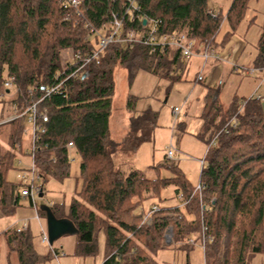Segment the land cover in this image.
Returning <instances> with one entry per match:
<instances>
[{
  "label": "trees",
  "instance_id": "trees-1",
  "mask_svg": "<svg viewBox=\"0 0 264 264\" xmlns=\"http://www.w3.org/2000/svg\"><path fill=\"white\" fill-rule=\"evenodd\" d=\"M135 1L145 17L160 21L159 33H185L194 40V51L201 53L207 47L228 44L248 16L251 0H232L226 12L219 5L211 10L214 0ZM126 3L129 1L82 0L78 13L74 7H65L62 0H0V89L5 88L6 94L17 89L12 103L18 101L20 106L28 100L29 90L39 98L62 71L60 51L94 49L86 23L101 30L114 12H124ZM225 21L229 30L218 43ZM125 29L140 32L144 25L140 19L126 17ZM257 49L253 65L264 70V22ZM118 66L128 70L131 81L140 70L175 82L184 80L185 59L179 50L166 47L151 52L141 43H111L100 58L86 66V77L66 81L41 104L51 107L36 153L43 178L41 193L49 178L64 180L70 175L72 154L80 160L68 209L49 206L57 218L69 219L77 229L75 255L97 256L103 234V264H169L158 260L159 251L171 247L185 250L188 256L205 234L211 237L205 239L206 264H249L254 254L264 252V96H235L224 104L220 84L211 87L203 79L194 80L206 88L200 132L196 134L207 144V165L199 180L205 186L199 192L175 162L164 164L169 176L154 179L138 170L125 173L116 167L114 158L135 154L153 134L158 119V113L150 108L137 113L129 101L128 131L120 140L112 137L110 117ZM8 80L11 87L5 86ZM3 125L8 127L0 128V210L11 214L18 204L19 182L9 180L7 174L16 165L13 143L23 140L27 122L15 119L0 123ZM169 186L176 187L178 198L183 195L181 205L155 203L159 209L151 213V225L147 224L145 213L139 215L136 210L144 199L160 197L161 190ZM169 226L174 238L167 246L164 232ZM4 234L19 264L45 261L36 252L28 228Z\"/></svg>",
  "mask_w": 264,
  "mask_h": 264
},
{
  "label": "rangeland",
  "instance_id": "rangeland-1",
  "mask_svg": "<svg viewBox=\"0 0 264 264\" xmlns=\"http://www.w3.org/2000/svg\"><path fill=\"white\" fill-rule=\"evenodd\" d=\"M214 4L211 10L219 5L216 2ZM215 50L216 54L219 55V47L215 48ZM72 53L73 51H60L62 69L63 65L72 56ZM203 60L205 61V59ZM212 61L214 60L210 59L209 64ZM114 80L115 92L112 98V115L110 117L112 137L119 140L127 132L124 128H128V117L132 113L127 106L129 101L137 113L149 108L158 113L157 126L151 137L140 145L135 154L116 156L114 158L116 167L125 173L138 170L150 179L169 176L171 173L164 164L167 162V147L171 144L175 156L172 161L168 160V162H175L174 164L181 168L188 181L196 186L200 180L202 160L205 161V166L207 165L205 159L207 151L206 141L196 135L200 132L202 122L200 114L204 105L202 92H205V88L199 83L190 81L175 82L170 78L161 77L147 70L138 71L131 81L128 70L121 66L116 67ZM4 89H0V123L8 122L6 119L14 114L12 106L15 102L12 103V99L15 93L18 92L13 87L11 92L6 94L7 92ZM27 98L28 100L23 103V106H20V103L16 101L21 109L34 99V97L29 96V91ZM176 106L180 107L181 111L175 117L173 108ZM44 109H48V114L51 111V107L48 105L41 107V110ZM123 125L124 127H122ZM7 127V125H3L0 128L5 130ZM23 140H25L23 145L26 146L28 144L26 142L29 141L28 137H24ZM72 156L74 159L72 160L68 177L64 180L49 178L44 184L42 195H40L41 193L35 194L34 200L26 197V201H21L11 214L0 213V264H19L16 253H13L9 259L7 258L9 247L4 232L9 229H22L25 222L30 224L29 229L34 236L33 242L36 252L41 257H45L43 258L45 261H41L38 264H74V260H77V264H93L94 261H100L99 264L102 263L104 256L102 234L99 236V242H101L100 251L95 257H78L75 255L78 242V234L76 232L63 235L52 245L49 242L42 241L43 230L41 223L47 232V217L43 207L57 204L68 209L74 195L76 179L79 175L80 160L75 154H72ZM20 159L23 161L22 164L18 163ZM30 166L31 158L24 149L23 154H17L15 168L8 172V179L18 183L20 169L29 168ZM175 188V186L166 187L161 190L160 197L144 199L136 213L139 215L148 213L155 203L164 207L180 206L181 201L176 196ZM37 212L40 218H37ZM151 222L149 225H151ZM167 236L171 239L170 242L165 240ZM173 238V227L169 226L164 232L165 244L168 246L173 241ZM55 249L59 250L58 255L54 254ZM220 256L221 254L218 257ZM158 260L161 263L166 262L169 264H205V256L201 247H195L189 252L188 256L185 250H174L171 247H167L159 251ZM249 264H264V252L254 254Z\"/></svg>",
  "mask_w": 264,
  "mask_h": 264
},
{
  "label": "built area",
  "instance_id": "built-area-1",
  "mask_svg": "<svg viewBox=\"0 0 264 264\" xmlns=\"http://www.w3.org/2000/svg\"><path fill=\"white\" fill-rule=\"evenodd\" d=\"M129 3H126L124 6V12H114L112 15V20L107 24L103 29H95L90 23H86V27H90L91 35L88 39L91 42H94V49H91L89 52H82L81 50L76 51L72 54L68 62L63 65L61 72L55 75L54 83L45 88L44 93L39 97H35V93L32 90H29V96L34 97V99L25 105L22 109L19 107L18 103H13L14 114L6 119V121H12L14 119H25L27 122V127L24 130V134L28 135L29 144L28 147H24L21 140H15L13 143V151L19 155L22 151L31 158V166L29 168H21L18 173V182L19 188L18 192L24 197H30L34 200V195L42 192V175L39 173L37 163H36V153L38 149V143L41 140V131H44L43 123L48 119V109L41 110V104L44 100L49 99L53 94L59 92L62 85L70 80L77 79L79 77H85L88 75V72L85 70L86 66L100 58L101 53L106 49V47L111 44H119L121 46L132 45L135 43H141L150 48V51L153 52L157 48H166L171 47L177 49L181 52V55L185 61L191 60L194 55L195 43L193 39H190L185 33L175 32V33H159V20H149L141 13L140 6L136 3L135 0H128ZM65 7L71 6L77 9V12L80 13L79 6L82 0H62ZM128 17L131 20L140 19L144 25V29L140 32L135 31L134 29H125V18ZM146 19V22L144 20ZM201 56L203 59L207 60L209 58H218L216 50L214 47H207L202 51ZM6 87H11L12 82L10 80L6 81ZM181 109L176 106L173 108L174 116H178ZM237 121L233 122V125L236 126ZM215 143L214 141L212 142ZM68 147L72 149L74 147L73 143L70 142ZM175 153L173 146L169 144L167 147L166 159L172 161L174 159ZM19 163L22 164L23 161L20 159ZM205 165V161L202 160V167ZM204 183L199 181L195 186L197 191H201L204 188ZM179 198L183 200V195L180 194ZM157 205H153L152 209L144 215V222L150 224L152 217L151 213L158 210ZM27 227L25 222L23 229ZM206 237L211 238L203 234L202 242L199 244V247L205 251V239ZM167 242L171 241L169 236L165 239ZM42 241L49 242V237L46 231L42 232ZM191 244H194L195 241L193 238L189 239ZM206 264V262H205Z\"/></svg>",
  "mask_w": 264,
  "mask_h": 264
},
{
  "label": "crops",
  "instance_id": "crops-1",
  "mask_svg": "<svg viewBox=\"0 0 264 264\" xmlns=\"http://www.w3.org/2000/svg\"><path fill=\"white\" fill-rule=\"evenodd\" d=\"M231 1L232 0H214V2L219 4V6L223 7L224 12L228 10ZM249 5L250 12L248 16L240 23L238 29L236 30L235 34L232 36L228 44H226V46L224 47L219 48L220 51L217 59H213L214 61L209 64L210 59L205 62L206 60L204 61L202 59L200 53L195 52V55L191 60L185 61L186 63L183 71V81L194 82L196 78H200L205 81V84L207 86L212 87L220 84V99L224 104L231 103L235 96L241 98H248L253 95L264 96V94H261L264 93V76H262V74H264V70L258 69L253 65V61L258 53L257 42L261 34V27L264 22V0H251ZM228 30L229 26L225 21L223 23L222 30L217 37L218 43L221 41L224 33ZM208 64L209 66H207ZM202 93V97H204L206 88L205 92ZM131 114L128 117V128ZM122 127H124V125ZM128 128H124L126 129L125 131H128ZM125 134L122 136V138L125 136ZM24 137H28V140L30 138L25 134L23 135V139ZM21 141L22 143H25V140ZM26 143L29 144V141ZM28 144L24 147H28ZM23 152L24 151L19 153V155L23 154ZM26 199V197L20 195L16 208L19 206L21 201H26ZM0 213L4 214L1 210ZM37 218H40L38 212ZM26 228L29 229L30 224H27ZM41 228L42 230H44L42 223ZM13 253L14 252H10L9 250V252L7 253V258L9 259ZM54 254L58 255L59 250L55 249ZM103 260L104 256L101 264H103ZM99 262L94 261L93 264H99ZM73 263L77 264L78 262L77 260H74Z\"/></svg>",
  "mask_w": 264,
  "mask_h": 264
},
{
  "label": "water",
  "instance_id": "water-1",
  "mask_svg": "<svg viewBox=\"0 0 264 264\" xmlns=\"http://www.w3.org/2000/svg\"><path fill=\"white\" fill-rule=\"evenodd\" d=\"M146 22V19L144 20ZM85 75H83V78ZM42 195V193L40 194ZM43 210L46 212L47 217V234L49 243L52 245L56 240L68 233H77L74 224L67 218H57L49 206H44Z\"/></svg>",
  "mask_w": 264,
  "mask_h": 264
},
{
  "label": "bare ground",
  "instance_id": "bare-ground-1",
  "mask_svg": "<svg viewBox=\"0 0 264 264\" xmlns=\"http://www.w3.org/2000/svg\"><path fill=\"white\" fill-rule=\"evenodd\" d=\"M146 214V213H145ZM206 242V241H205ZM60 256V255H59Z\"/></svg>",
  "mask_w": 264,
  "mask_h": 264
}]
</instances>
